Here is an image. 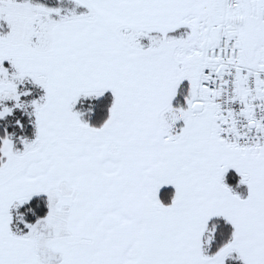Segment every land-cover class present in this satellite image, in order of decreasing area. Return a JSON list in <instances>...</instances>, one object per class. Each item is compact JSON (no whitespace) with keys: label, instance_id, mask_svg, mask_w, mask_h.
Returning a JSON list of instances; mask_svg holds the SVG:
<instances>
[{"label":"snow or ice","instance_id":"obj_1","mask_svg":"<svg viewBox=\"0 0 264 264\" xmlns=\"http://www.w3.org/2000/svg\"><path fill=\"white\" fill-rule=\"evenodd\" d=\"M0 264H264V0H0Z\"/></svg>","mask_w":264,"mask_h":264}]
</instances>
